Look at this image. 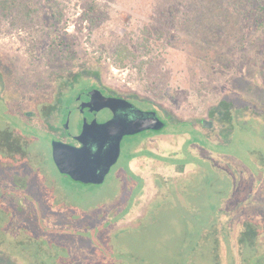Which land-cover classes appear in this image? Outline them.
<instances>
[{
  "label": "rangeland",
  "instance_id": "obj_1",
  "mask_svg": "<svg viewBox=\"0 0 264 264\" xmlns=\"http://www.w3.org/2000/svg\"><path fill=\"white\" fill-rule=\"evenodd\" d=\"M31 1V20L0 15L1 65L12 72L0 88V122L24 127L28 119L13 114L21 112L15 100L49 93L54 78L80 68L150 100L175 121L207 120L208 109L229 92L263 112L234 111L233 128L222 137L216 125L170 123L162 136L127 139L100 186L60 175L49 158L48 137L32 133L31 161L40 176L33 179L27 167H0V264H263L264 236L239 251L234 240L242 218L264 217L263 170L250 158L253 152L264 157V10L257 0H218L221 15H199L194 7L201 0ZM144 40L150 48L138 47ZM119 44L134 54L122 64L114 56ZM31 127L42 132L35 121ZM144 136H151L147 152L167 164L133 160L141 186L135 176L123 178L121 167ZM15 175L25 179L16 188ZM153 177L170 181L160 188L162 197L151 198ZM225 216L230 233L222 246L215 228Z\"/></svg>",
  "mask_w": 264,
  "mask_h": 264
},
{
  "label": "flooded vegetation",
  "instance_id": "obj_2",
  "mask_svg": "<svg viewBox=\"0 0 264 264\" xmlns=\"http://www.w3.org/2000/svg\"><path fill=\"white\" fill-rule=\"evenodd\" d=\"M11 77H12V72H11ZM89 79L93 81L92 84H86V85L82 84L81 85V83H86L87 81H89ZM6 81L3 79L2 80L0 79V88L1 87L4 88ZM90 91H92L91 94L86 96L85 95L86 92H90ZM38 96L39 97L43 96L47 100L37 105L39 107V115H35L34 112L32 113L29 110V102L30 100H32L33 98L35 99ZM62 96L66 97V101H67V102L65 101L64 105L62 104ZM93 97H95L94 100H91ZM21 100L25 101V110L23 109V103L21 102ZM15 101L17 102V105L19 104L21 105L22 114L18 115V113H21V112H16L13 114L18 118L26 117L28 120L26 121V124H24L25 126L24 127L22 126V128H20L19 126L18 127L10 126V123L7 122L6 120H2L0 122V127H3L1 130L8 131L9 138H10L9 142L10 144L13 145L12 142L15 141L16 142L15 147L17 148L15 150L18 151L16 153H13V152L10 153V157L6 151L0 153V167L1 168L10 167L16 170L27 167L30 170H32L33 179L40 176V175L35 174V173H40V172H39V169L35 170V166L32 165L33 161H30V159L32 160V155L36 153L33 149L31 150V147L29 144V142L35 140V137L30 139V135L32 133L33 134L37 133L38 134L37 136L41 134V135H45L48 137L49 149H50L49 158L52 161V142L53 141H58L63 144L75 147V148H81L83 146L92 147V145L89 142L91 140L97 142L99 138H98V135L96 134H99L98 132H100L102 129L104 130V127L102 126L103 124L101 123V121H103V119L105 118L104 117L105 114L114 115L115 117L117 116L120 118V119L118 118L119 122H121L122 119H125V118H127L128 121H130L131 119H135L136 114H138V112L139 113L140 112L141 113L154 112L157 115V118L161 122L165 123L164 127L159 131L145 129L133 135L122 136L119 142L120 150H119L117 161L115 162V164H113L110 167V170L105 177V180H106L107 176L111 173L112 169L116 167V165H118V162L122 154V149H121L122 143L125 140L140 139L142 135H145L147 133L148 134L153 133L155 136H162L164 134H167L166 130L169 127L171 122L174 123V118H175V116H173L169 111L163 110L161 108L158 110V106L152 104L150 100L141 98L139 95L134 94V93L120 92L117 89H114V88L109 87L108 85H105L103 82L100 81V75L98 72H95L90 69H85V68H80L74 73L72 72L71 74L54 78L51 84L49 93H37L32 96L24 95L22 97L20 96V99L15 100ZM138 103L140 104L139 107L137 105ZM217 105L208 109L206 121L211 123V127L207 129H211L215 125L220 127L221 129L218 130L217 135L218 137H222L223 134L228 131L224 129L225 128L228 129V127H226L224 123L221 121L224 118L223 111H220V109H216ZM117 106H119V109L116 110L117 113L116 111L114 113H111L112 108H115ZM17 110H20V109L17 108ZM211 110L213 111L212 113H214L212 115H211ZM203 120L205 119H200V120L194 119V120H190L187 122L189 123V126L191 127H192V124L200 125L201 127H204L202 125ZM34 121L37 123V125H39L42 132H39L37 129L31 127V122H34ZM106 122H108L107 117H106ZM134 125L138 127L139 124H136L134 122ZM232 128H233V125H232ZM23 131L25 132V136L28 139V145L26 147V151L28 153V156L31 157V158H28L29 160L27 162L25 160H22V158H19V155L22 153V139H18V137L19 136L23 137L22 136L24 134ZM150 138L151 136L149 137L144 136L143 142L140 141L136 143V146H137L136 148H130L128 150L129 162L127 163L126 167H121V170H122L121 175L123 176V178L126 177V175L128 174L132 175V177L135 176L138 178V180L142 184L141 186L144 185L143 182H141L143 180L139 177V175H137L135 171L131 169L132 161L135 160L136 158L138 159L145 158V159L152 160L154 162H162V163L166 161L162 156H160V154L152 153L151 151H149V153L147 152V150H150V148L147 146L148 142L145 143V141H147ZM18 140L20 141L21 144L19 143ZM116 140H117V137L115 136L114 138H112L111 142L115 143ZM1 143L5 144L6 146V144L8 143L6 140V136L4 137L3 141H1ZM149 154H151V156ZM33 159L39 162V165L37 164V166H40L41 162H43L42 158L37 154L33 157ZM165 164H167V162H165ZM64 177L68 178L67 176H64ZM24 180H25L24 178H18V176L13 178V184L15 185L14 187L16 188L20 186V185H17L16 182L17 183L19 182L20 184L21 182H24ZM127 181L133 182L132 180H127ZM166 181H169V180H166V179L163 180V178L153 177V184H154L155 190L151 198L155 196H161L160 194L162 193L163 190H161L160 188L162 187L163 183H165ZM76 184L82 185L80 183H76ZM88 186H93V185H88ZM14 190L17 191V189H14ZM1 191L2 190H0V192ZM123 192H124L123 187H121V192L119 193L116 199L117 201L113 204L119 203V198L121 197ZM142 193H143V189L140 188L139 196H141ZM1 195H4V194L1 193ZM63 211H66V210H63ZM20 244H23V243L19 242L18 247L20 246Z\"/></svg>",
  "mask_w": 264,
  "mask_h": 264
},
{
  "label": "trees",
  "instance_id": "obj_3",
  "mask_svg": "<svg viewBox=\"0 0 264 264\" xmlns=\"http://www.w3.org/2000/svg\"><path fill=\"white\" fill-rule=\"evenodd\" d=\"M223 1V0H222ZM226 2V0H225ZM218 0H201L197 5L194 7L195 12H197L199 15L205 13L206 11H210L214 14L221 15V13L225 12L224 8L219 7L217 5ZM258 7H260L262 10H264V0H257ZM93 9H91V12ZM36 12V7L33 4L31 0H0V15L4 17H12L13 19H17L18 21H28L32 19V15L35 14ZM170 12V11H169ZM171 13V12H170ZM92 22V21H91ZM150 44L147 40H144V42H139L138 47L140 49H148L150 48ZM114 56L116 60L122 64L126 60H130L131 58L134 57L133 51L129 48L127 44H119L117 45ZM0 79L2 80H10L11 79V71L9 68L1 65V56H0ZM43 98V99H41ZM49 99V98H48ZM47 100L45 97H37L33 98L29 102V110L30 112H34L35 115H39V105L41 102ZM216 109H220V111H223V119L221 120L228 129L232 128V124L230 123V120L233 116V112L236 111L237 114L240 112L244 113L243 111L250 109L253 111L255 114H262L263 111L259 110L258 107L255 106L254 103L249 101L248 99L241 97L240 95L236 93L229 92L225 94L224 96L221 97V99L218 102V105ZM213 111L211 110V115L214 114L212 113ZM234 117V116H233ZM172 123V122H171ZM174 126H189V123L187 121H175L174 120ZM3 127H0V153L6 151L10 157V153H16L18 152L16 147H15V141H13V145L10 144V138H9V133L6 130H1ZM20 133V132H19ZM24 133V134H23ZM23 137L19 136L18 139H22V153L19 155V158H22V160H25L26 162L29 160L28 158H31L28 156V153L26 151V147L28 145V139L25 136V132L23 131ZM6 136L7 144H2L1 141H3L4 137ZM19 141V140H18ZM20 143V141H19ZM21 144V143H20ZM251 160L263 171L262 175V181H261V195L264 197V157L256 152H253L250 154ZM31 161V159H30ZM36 162H38L36 160ZM43 164V162H41ZM259 182V181H258ZM260 183V182H259ZM175 189V187H173ZM235 212H237L236 207H235ZM230 220L228 217H224V222L223 226L221 223L218 221L216 223L217 232H219L220 240L218 239L219 242H216L217 244L220 243L222 246V241L223 243H228L229 242V235L230 229L228 228L227 232L224 231L229 223ZM264 236V217L258 218V217H251V216H246L242 218L237 225V233L234 238L236 246H237V251L240 248L241 244L242 246H251L253 243L256 241L259 243L260 238ZM223 239V240H222ZM245 244V245H244ZM220 247V246H219ZM225 248V247H224ZM216 256L220 258V250H215ZM220 259H219V264H220ZM264 264V261H263Z\"/></svg>",
  "mask_w": 264,
  "mask_h": 264
},
{
  "label": "water",
  "instance_id": "obj_4",
  "mask_svg": "<svg viewBox=\"0 0 264 264\" xmlns=\"http://www.w3.org/2000/svg\"><path fill=\"white\" fill-rule=\"evenodd\" d=\"M91 92H86L85 95L88 96ZM117 109L119 106L112 108L111 113ZM104 117L101 121L104 130L102 129L98 132L99 134H96L99 138L97 142L92 140L89 142L92 147L75 148L58 141L52 142V161L59 174L84 186H100L104 183L110 167L117 161L120 150L119 142L122 136L133 135L145 129L159 131L165 125L154 112H138L135 119L128 121L125 118L126 120L122 119L121 122L118 120L119 117L114 115L105 114ZM106 117L108 122H106ZM134 122L139 124L138 127L134 125ZM202 125L206 128L211 127V123L206 120L202 121ZM115 136L117 140L112 143L111 140Z\"/></svg>",
  "mask_w": 264,
  "mask_h": 264
}]
</instances>
